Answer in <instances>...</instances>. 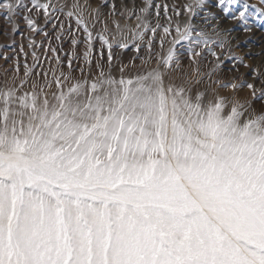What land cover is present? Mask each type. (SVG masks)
I'll list each match as a JSON object with an SVG mask.
<instances>
[{"label":"snow or ice","instance_id":"6c2138e0","mask_svg":"<svg viewBox=\"0 0 264 264\" xmlns=\"http://www.w3.org/2000/svg\"><path fill=\"white\" fill-rule=\"evenodd\" d=\"M30 3L0 0L12 31L22 16L47 36L37 23L41 12L45 24L64 16L68 26L60 21L55 39L70 35L72 51L65 70L51 48L56 67L49 61L42 72L34 71L43 69L34 51L19 86L0 89V264H264V105L257 112L250 101L221 94L244 82L212 80L223 61L210 45L224 49L226 42L190 21L183 30L177 24L175 35L159 19L153 26L145 18L152 9L161 15L153 0H144L135 29L113 21L119 40L99 7L89 21L79 0L67 11L52 0ZM184 7L191 18L211 5ZM217 7L246 32L252 16L264 23V8L248 0H218ZM125 11L131 18L135 7ZM168 11L165 3L171 21ZM202 19L215 20L212 32L220 35L213 12ZM182 41L190 67L208 55L217 61L199 73L211 80L204 91L194 92L182 69ZM130 45L143 51L141 65L133 73L120 63L117 78L114 47ZM246 87L264 100V89Z\"/></svg>","mask_w":264,"mask_h":264},{"label":"rangeland","instance_id":"374dc122","mask_svg":"<svg viewBox=\"0 0 264 264\" xmlns=\"http://www.w3.org/2000/svg\"><path fill=\"white\" fill-rule=\"evenodd\" d=\"M26 3L31 6L30 0H25ZM42 3H47L48 0H41ZM76 0H52V3H64L66 4L65 11L71 8V5L75 3ZM159 3L161 5V15L159 18L155 15V9H152L150 14L145 18L154 26L159 19L161 25H171L173 28V35H175V26L179 24L181 30L184 26L189 23V21L196 26V30L199 31L203 28L207 31L212 39L224 40L226 42V47L224 49L219 48L216 44L210 45L215 51L220 55L221 60L223 61L220 69L216 74H213L212 80L222 79L224 82H234L241 83L244 82L245 86L240 88L239 91L227 88L220 89L222 95L229 97L235 96L241 102L245 100L250 101L254 109L258 110L264 105V100L260 99V92H257L256 98L252 97V90L246 87V83H252L256 89H264V84H261V79H264V23H260L256 16H252L249 19V27L251 31H244V26L240 21H233L228 16H226L220 7H217L218 0H208V3L211 5L210 8L204 9L199 17H191L184 7L186 4L192 3V0H153V4ZM167 3L169 5L168 16H171V21L168 20V17L163 13V5ZM248 3L255 5L257 8H264V3H261V0H248ZM79 4L84 7L85 17L91 21L92 17L95 16V13L92 9L99 7L102 13L101 20L106 21L108 24L109 33L117 34V39L120 37L117 33V29L113 21H118L122 27L125 25L135 29L140 23L136 19L137 15L143 16V13L139 12V9L144 6V0H79ZM115 4V14L109 16L108 13L112 11L111 5ZM175 6L179 11L180 15L177 16L172 7ZM135 7V11L132 13L131 18L129 14L125 11V8L132 9ZM213 12L219 18V26L217 31L220 35L216 36L212 32L213 26L216 25V21L213 20L211 24H205L202 17L207 12ZM123 13V14H121ZM60 21L65 22V27L68 26V21L64 16H60L59 20H51L47 24L44 22V15L41 14L37 18V23L44 28V31L48 32L47 36H44L41 32H32L27 23L23 20L22 16L17 17L15 24L18 25V31H12V24L9 23L3 12H0V89H3L6 85L8 87L19 86L20 81L25 79L26 67H31L34 63V58L32 53L35 51L37 56L40 58V64L43 65V69L36 67L34 71L42 72L49 68V61L51 62V67H56V62L51 52V48L55 47L57 49V55H59L64 61L65 70H67V59L72 51L70 35H63L59 42L55 39V33L59 31ZM57 25L56 28L52 27V24ZM72 26L75 27V21L72 20ZM101 24H97L94 31H98L101 28ZM127 35L131 36L130 32H127ZM162 30H158L161 32ZM79 39L83 40V34L79 35ZM34 40L36 43L29 47L30 41ZM183 47L177 45L180 52L182 69L186 71L193 80V91L197 89L204 91L211 80L205 75L200 77L199 73H208L211 71L212 67L217 63L215 57L208 55L207 59L199 63V65H190V60L187 54V42H181ZM166 48L168 45L165 46ZM23 48V51H21ZM99 41L95 42L96 52L94 55L99 56ZM76 51L78 54L83 52V45H77ZM157 51H159V46L157 45ZM114 52L116 55L113 58V64L116 66L117 71L114 74L119 77L118 67L120 63L129 65V68L134 73L137 69L132 66H140L141 53H136L132 47L129 46L127 49H120L114 47ZM229 52L231 53V59L227 58ZM107 57V50L105 49V62ZM239 57L243 62H238L235 58ZM200 58L197 57V60ZM247 64L248 67L244 65ZM155 61H153L149 67H155ZM198 67L199 71H195ZM127 71V70H126ZM16 78L15 80L13 78ZM197 79H202L200 84H195ZM42 81V77H41ZM173 83H181L180 79H175ZM30 83V81H29ZM213 87L219 88V85H212Z\"/></svg>","mask_w":264,"mask_h":264}]
</instances>
